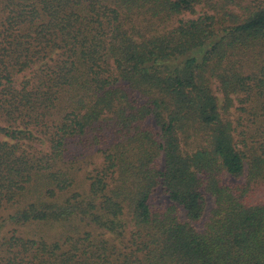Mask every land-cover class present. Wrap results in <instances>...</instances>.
I'll return each mask as SVG.
<instances>
[{
    "label": "trees",
    "instance_id": "trees-1",
    "mask_svg": "<svg viewBox=\"0 0 264 264\" xmlns=\"http://www.w3.org/2000/svg\"><path fill=\"white\" fill-rule=\"evenodd\" d=\"M223 2L0 0V264H264V0Z\"/></svg>",
    "mask_w": 264,
    "mask_h": 264
},
{
    "label": "rangeland",
    "instance_id": "rangeland-1",
    "mask_svg": "<svg viewBox=\"0 0 264 264\" xmlns=\"http://www.w3.org/2000/svg\"><path fill=\"white\" fill-rule=\"evenodd\" d=\"M218 2L224 3L223 0H213V3L219 4ZM226 4L230 5L231 3H229V1H226ZM231 8L236 10V12H238V13L242 12L241 10H239L237 7H235L233 5L231 6ZM195 10H196V12L194 14L186 13V14L182 15L180 17V19L187 21L190 19H195L198 16L203 15L204 13H208V14L212 15V14H217L218 10L221 11V9H218V10L212 9L209 3H203L201 5H198ZM96 162H98V164H99L101 162V160L97 159ZM77 179L80 183H82L85 180V173L84 172L79 173ZM88 185H89V183L87 181H85V186L88 187ZM169 203H170L169 199L165 195L162 194L161 190H159L154 195L153 199L151 200V204L155 207L156 206L157 207L158 206H167V205H169ZM212 207H213V200L211 197H208V207H207L205 216L200 223H197L195 225L199 232H202L205 230V222L207 221V219L209 217V213H210ZM10 228L11 227L7 228L6 230H8ZM20 232L24 233V234H28L29 237H33V238H38L39 236H43V235L44 236H47V235L53 236V234L55 233V231H53L51 229L49 230V228L43 227L41 225L28 226L27 228L25 227V228L20 229Z\"/></svg>",
    "mask_w": 264,
    "mask_h": 264
}]
</instances>
